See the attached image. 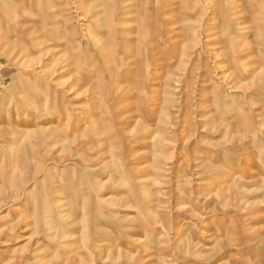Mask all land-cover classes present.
Listing matches in <instances>:
<instances>
[{
    "label": "rangeland",
    "instance_id": "obj_1",
    "mask_svg": "<svg viewBox=\"0 0 264 264\" xmlns=\"http://www.w3.org/2000/svg\"><path fill=\"white\" fill-rule=\"evenodd\" d=\"M0 264H264V0H0Z\"/></svg>",
    "mask_w": 264,
    "mask_h": 264
}]
</instances>
